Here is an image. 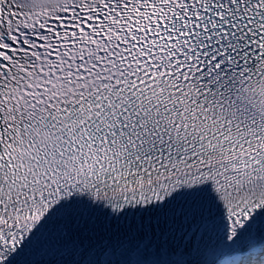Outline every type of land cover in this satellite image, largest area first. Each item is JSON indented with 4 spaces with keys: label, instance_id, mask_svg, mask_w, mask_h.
<instances>
[{
    "label": "snow or ice",
    "instance_id": "obj_1",
    "mask_svg": "<svg viewBox=\"0 0 264 264\" xmlns=\"http://www.w3.org/2000/svg\"><path fill=\"white\" fill-rule=\"evenodd\" d=\"M0 264H264V0H0Z\"/></svg>",
    "mask_w": 264,
    "mask_h": 264
}]
</instances>
